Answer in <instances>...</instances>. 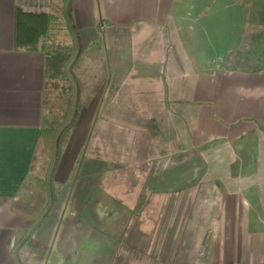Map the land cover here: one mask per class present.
Listing matches in <instances>:
<instances>
[{
    "label": "crops",
    "instance_id": "crops-1",
    "mask_svg": "<svg viewBox=\"0 0 264 264\" xmlns=\"http://www.w3.org/2000/svg\"><path fill=\"white\" fill-rule=\"evenodd\" d=\"M246 2L258 38L233 28L250 20L236 0H0V264H264V0ZM17 7L49 17L37 50L14 46ZM52 52L77 106L29 221L11 204L53 122ZM195 165L218 190H197Z\"/></svg>",
    "mask_w": 264,
    "mask_h": 264
},
{
    "label": "trees",
    "instance_id": "trees-1",
    "mask_svg": "<svg viewBox=\"0 0 264 264\" xmlns=\"http://www.w3.org/2000/svg\"><path fill=\"white\" fill-rule=\"evenodd\" d=\"M28 17L36 20L33 25L25 23L24 19ZM14 22V46L16 48L37 50L40 37L44 36L48 29L49 17L43 13L28 14L17 7L14 13ZM67 58L68 55L65 52L48 53L44 62L46 75H61ZM54 105V102L47 105V109H51L50 118L53 121L58 119L57 114L54 112ZM64 108L65 105L61 104V109ZM53 132L54 126L52 124L42 127L38 131L37 143L29 166V171H36V174L31 180H27L22 184L21 196L11 204L12 211L29 221H35L45 205L44 175Z\"/></svg>",
    "mask_w": 264,
    "mask_h": 264
},
{
    "label": "rangeland",
    "instance_id": "rangeland-1",
    "mask_svg": "<svg viewBox=\"0 0 264 264\" xmlns=\"http://www.w3.org/2000/svg\"><path fill=\"white\" fill-rule=\"evenodd\" d=\"M237 3L235 6V10H233V15L234 16V19L235 20H240L241 17L245 14V10H248L250 15H249V22H245L243 24L241 23H236L234 22L233 23V28L235 29H239V31H245L248 26H249V32L248 33H251L250 35L253 37V38H258V34H255L254 32H256V28H258V23H257V20H258V12H257V8L256 7H246L248 6V2H246L247 0H236ZM264 10V8H261ZM238 16H240L238 18ZM221 17V15L219 16ZM245 19H246V16L244 15ZM243 17V18H244ZM257 18V19H256ZM252 19V20H251ZM254 21V22H253ZM218 22L220 24V26H226V25H230V23L228 22H222L221 20H217L216 21V24L218 25ZM249 23V24H248ZM239 27V28H238ZM235 31V30H234ZM217 33H220L219 31ZM241 40V39H240ZM240 40H238L239 42H236L234 44V46L237 47V49H233V51H236L239 49L241 45L240 43ZM228 42H232V39H229ZM202 57V56H201ZM204 57H207V56H204ZM240 57L242 56H239V55H218L214 61L216 62H223L225 61L226 59H231L232 61L233 60H237L239 59ZM246 59V62L248 61L250 64H254V66L256 67V63L258 58L257 56H255L254 54H249V55H246L244 57ZM204 61H206L204 59ZM208 63L205 64V66L207 65ZM208 67V66H207ZM209 73V72H207ZM62 72L61 75L57 76V75H51L52 77H54V80L50 81V82H55V84L57 85V88L53 89L52 87H50V82H49V87L47 88L46 90V94H45V103L48 105V103H51V102H54V112L57 114V117L58 119L57 120H54L52 122V124H54V127L56 125H62L64 124V127H66L67 125H69V123L71 122V118L73 117L72 114L74 113L75 111V108L77 106V103H72L70 104L69 102V97L71 95V90H70V82H69V79L66 75ZM50 77V75H48ZM57 77V79L55 78ZM50 80V79H49ZM56 90V93L54 94V91ZM54 96V97H53ZM55 98L54 101H52L51 99L52 98ZM67 101V102H66ZM61 104H64L65 105V108L62 110L61 109ZM73 110V111H71ZM70 111V114H68V112ZM73 112V113H72ZM68 114V116H67ZM67 116V118H66ZM66 118V120H65ZM66 122V123H65ZM186 153H192V152H186ZM187 170L190 174H196L197 176V181L196 182H199L198 185H197V190H201V191H216L218 190V186L212 182V178H211V168L210 167H197V165H195L194 167L193 166H188L187 167ZM187 175H189L187 172H186ZM187 184V183H186ZM193 184V183H191ZM86 209V208H85ZM84 209V210H85ZM85 218L87 219L88 221V218L91 220V223H92V215L89 213V212H86L84 211L83 214L81 215H77V216H74V223H77L78 225H81V224H84L85 225Z\"/></svg>",
    "mask_w": 264,
    "mask_h": 264
}]
</instances>
